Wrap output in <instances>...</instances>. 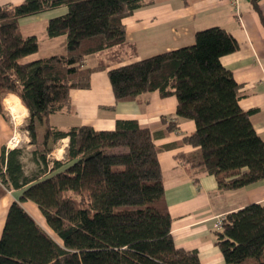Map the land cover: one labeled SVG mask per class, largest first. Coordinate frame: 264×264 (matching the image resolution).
<instances>
[{
    "label": "trees",
    "instance_id": "16d2710c",
    "mask_svg": "<svg viewBox=\"0 0 264 264\" xmlns=\"http://www.w3.org/2000/svg\"><path fill=\"white\" fill-rule=\"evenodd\" d=\"M153 0H22L0 5V114L4 95L15 93L29 112L26 130L39 168L27 175L21 147L0 154V198L22 189L7 211L0 264H202L196 250L176 246L165 201L155 133L136 119L114 129L60 128L50 115L71 109V90L88 89L92 74L107 70L117 102H144L159 91L176 96L177 115L196 129L182 141L201 150L192 166L217 177L222 190L264 182V140L240 105L242 93L222 57L239 48L221 26L196 31L191 45L109 69L136 54L124 19ZM61 9L48 19L49 38L64 37L59 53L41 54L23 18ZM99 56L95 65L86 59ZM146 101V99H145ZM174 128L171 123L168 130ZM162 134V133H161ZM69 138L64 160L50 154ZM51 174L46 175L49 165ZM34 202L43 227L25 209ZM225 264H264V204L229 212L216 234Z\"/></svg>",
    "mask_w": 264,
    "mask_h": 264
},
{
    "label": "crops",
    "instance_id": "0c3cea01",
    "mask_svg": "<svg viewBox=\"0 0 264 264\" xmlns=\"http://www.w3.org/2000/svg\"><path fill=\"white\" fill-rule=\"evenodd\" d=\"M10 1L0 5L18 3ZM24 19L21 20L22 26ZM124 23L127 40L135 45L136 54L124 58L120 63L110 64L109 69L191 45L195 42L196 31L200 29L221 26L228 30L237 39L239 48L224 55L221 60L233 71L240 84V105L246 110H253L252 123L264 140V0H153L126 17ZM59 38L62 41L58 45L64 49V37L49 38V42L56 44ZM39 55L41 53L38 52L27 59H34ZM90 56H94V60L92 64H88L86 59L87 65H95L101 55ZM10 96L18 99L24 108L22 118H13L18 125L24 121L26 114L29 116V112L15 93H7L3 98L6 113L11 116L5 102ZM70 96L69 111L50 115L53 126L68 128L89 125L97 130H110L115 128L118 119H136L140 126L155 133L164 177L165 201L172 217V235L176 246L196 250L202 264H225L224 255L216 244L219 221L229 212L248 204H264V182L222 190L215 175L198 173V169L192 164L200 160L201 150L182 141L195 131L196 123L177 115L176 96L162 97L159 91H153L144 96V102H117L108 69L94 72L90 88L73 89ZM171 123H174V128L164 134V129ZM11 125L10 118L0 114V154L3 147L11 149L8 146L13 135ZM68 144L69 138L60 139L50 158L64 160ZM19 147L24 151L22 162L25 173L31 175L39 168L33 153L35 145L31 143ZM51 165L52 162L46 175L51 174ZM21 193L22 189L8 190L0 198V236L8 208ZM23 206L39 224L48 228L43 213L34 202L25 201Z\"/></svg>",
    "mask_w": 264,
    "mask_h": 264
},
{
    "label": "rangeland",
    "instance_id": "374dc122",
    "mask_svg": "<svg viewBox=\"0 0 264 264\" xmlns=\"http://www.w3.org/2000/svg\"><path fill=\"white\" fill-rule=\"evenodd\" d=\"M6 1H10V0H0V4L2 2H6ZM10 2H19V1L11 0ZM3 4H6V3H3ZM61 12H63L61 9L50 10V11H46V12L39 14V15L29 16L22 21L23 26H24V32L26 34L34 33L38 36V40L40 42V53L41 54L59 53L61 50H63L62 49L63 47H59V45H58L59 41H62V38H59V40H56L57 41V42H55L56 44H52L49 42L50 41L49 36L47 35V32H46V27H47V22H48L49 17L54 16L56 14H59ZM93 60H94V56H90L87 58V63L92 64ZM6 116L8 119L10 118V121L12 124L11 126L13 129V135L10 137L11 139H9V140L11 141L14 137L16 139H18V143H17L16 147H19L22 145L27 146V144L31 145L29 132L25 128L26 127V121H27V114H26V117L24 118V121L18 125L15 124V121L13 120V118H16V120L22 118L24 116V112H23V115H20L19 117L16 115H13L12 112H11V116L9 113H6ZM17 127L19 129H17ZM10 141H9L8 145L10 144ZM59 146H61V145H59ZM30 149H33V148H30Z\"/></svg>",
    "mask_w": 264,
    "mask_h": 264
},
{
    "label": "bare ground",
    "instance_id": "6f19581e",
    "mask_svg": "<svg viewBox=\"0 0 264 264\" xmlns=\"http://www.w3.org/2000/svg\"><path fill=\"white\" fill-rule=\"evenodd\" d=\"M6 105L8 109L13 113V115L20 116L23 115L24 108L20 103L18 102V99L15 97L10 96L6 99Z\"/></svg>",
    "mask_w": 264,
    "mask_h": 264
},
{
    "label": "built area",
    "instance_id": "2783aa9c",
    "mask_svg": "<svg viewBox=\"0 0 264 264\" xmlns=\"http://www.w3.org/2000/svg\"><path fill=\"white\" fill-rule=\"evenodd\" d=\"M235 2H237V0H234ZM17 143H18V139H16L15 137L10 141V144L8 145L9 147H16V145H17ZM225 219V218H224ZM224 219H222V220H220L219 221V227L221 228L222 227V224H223V221H224Z\"/></svg>",
    "mask_w": 264,
    "mask_h": 264
}]
</instances>
